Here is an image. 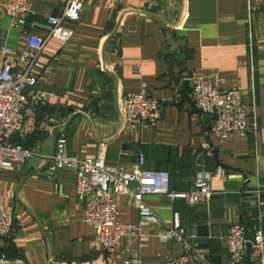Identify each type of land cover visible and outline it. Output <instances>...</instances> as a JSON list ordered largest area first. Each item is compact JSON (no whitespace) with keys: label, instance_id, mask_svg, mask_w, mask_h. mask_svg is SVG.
<instances>
[{"label":"crops","instance_id":"0c3cea01","mask_svg":"<svg viewBox=\"0 0 264 264\" xmlns=\"http://www.w3.org/2000/svg\"><path fill=\"white\" fill-rule=\"evenodd\" d=\"M0 0V68L12 62L35 32L44 37L46 16H58L66 0H28L22 19ZM80 20L62 26L72 38L46 41L35 61L37 85L28 97L35 109L31 131L14 141L35 155L0 172V208L13 215L12 236L0 247V264H167L183 252L177 240H164L178 214L185 236L211 264H229L226 239L232 224L249 234L264 231V0H76ZM220 75L223 90H241L248 117L258 128L225 142L210 132L211 119L184 99L192 79ZM142 83L159 101L162 117L155 125L132 129L123 117V98ZM67 139L66 155L95 159L129 171L144 168L169 172L170 190L190 189L195 171H213L212 195L194 206L168 195H144L158 221H140L133 201L116 196L117 220L139 223L133 236L105 250L94 227L84 221L75 194V172L57 167L44 155L56 138ZM211 142L223 163L203 152ZM199 163L200 165H196ZM13 199L10 200V196ZM241 264H251L246 257Z\"/></svg>","mask_w":264,"mask_h":264},{"label":"built area","instance_id":"2783aa9c","mask_svg":"<svg viewBox=\"0 0 264 264\" xmlns=\"http://www.w3.org/2000/svg\"><path fill=\"white\" fill-rule=\"evenodd\" d=\"M4 8L12 15L19 14L24 19L30 12L28 0H7ZM82 4L76 0H66L58 16H46L47 32L44 37L35 32L26 36L25 44L17 51L14 61H4L0 68V172L24 164L35 153L14 141V135L21 131H31L35 125V109L29 100V93L37 85L35 61L46 41L57 38L67 42L74 30L64 28V21L76 24L80 20ZM191 96L196 108L211 119L210 132L225 142L235 136L256 131L255 119L248 117L241 90H223L225 77L220 75H198L192 79ZM123 117L132 129L141 125H155L162 117L158 100L149 96L146 84L123 98ZM67 139L63 133L56 138L55 149L44 155L57 167H67L75 172V194L84 209V221L95 230L99 246L105 250L118 247L125 237L135 234L139 223H120L117 220L116 196H127L133 203L140 221L155 223L157 215L144 203L148 194L168 195L181 198L194 206L208 201L212 195L213 171H195L190 189L184 192L170 190L169 172L144 168L145 159L139 155L138 162L129 170L116 165H108L104 159L79 158L66 155ZM216 149L204 143L203 152L211 155ZM196 165H200L196 163ZM13 195L10 196V200ZM13 215L10 210L0 208V243L12 236ZM164 240H177L183 244V252L171 255L167 264H211L197 244L185 236L178 214H174L172 225L162 237ZM229 264H241L250 246L251 264H264V231L260 228L251 234L247 228L235 222L231 225L226 239ZM122 264H141L139 257H130Z\"/></svg>","mask_w":264,"mask_h":264},{"label":"water","instance_id":"95a60500","mask_svg":"<svg viewBox=\"0 0 264 264\" xmlns=\"http://www.w3.org/2000/svg\"><path fill=\"white\" fill-rule=\"evenodd\" d=\"M183 96H184V99L188 100L191 105L195 106V104L192 102V100L186 96V94L184 93L183 91ZM209 145L212 147L213 144L211 142H209ZM212 159H213V164L216 166V167H219V168H222L224 170H236V169H233L232 167L228 166L227 164L223 163L222 161L219 160L218 158V152L216 149H213L212 150ZM8 249L10 250H13L15 251V249H13L12 247H8ZM249 253H250V246L247 245V254H246V259H249Z\"/></svg>","mask_w":264,"mask_h":264},{"label":"trees","instance_id":"16d2710c","mask_svg":"<svg viewBox=\"0 0 264 264\" xmlns=\"http://www.w3.org/2000/svg\"><path fill=\"white\" fill-rule=\"evenodd\" d=\"M6 251L7 253H8V249H7V247H6V245L5 246H3L2 248L0 247V251Z\"/></svg>","mask_w":264,"mask_h":264}]
</instances>
